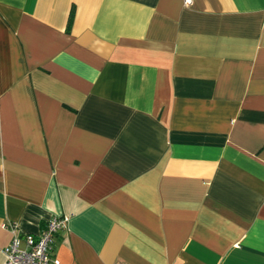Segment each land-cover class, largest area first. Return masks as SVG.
Instances as JSON below:
<instances>
[{
  "label": "crops",
  "instance_id": "1",
  "mask_svg": "<svg viewBox=\"0 0 264 264\" xmlns=\"http://www.w3.org/2000/svg\"><path fill=\"white\" fill-rule=\"evenodd\" d=\"M53 217L59 264H264V0H0V264Z\"/></svg>",
  "mask_w": 264,
  "mask_h": 264
},
{
  "label": "built area",
  "instance_id": "2",
  "mask_svg": "<svg viewBox=\"0 0 264 264\" xmlns=\"http://www.w3.org/2000/svg\"><path fill=\"white\" fill-rule=\"evenodd\" d=\"M184 3L189 4L191 0H184ZM67 223L68 217H53L37 235H19L16 227L10 226L12 238L3 250L4 264H59L52 257L53 240L58 232L67 227Z\"/></svg>",
  "mask_w": 264,
  "mask_h": 264
},
{
  "label": "trees",
  "instance_id": "3",
  "mask_svg": "<svg viewBox=\"0 0 264 264\" xmlns=\"http://www.w3.org/2000/svg\"><path fill=\"white\" fill-rule=\"evenodd\" d=\"M71 21H72V18H71V15H70L69 22H68V29L70 27Z\"/></svg>",
  "mask_w": 264,
  "mask_h": 264
}]
</instances>
